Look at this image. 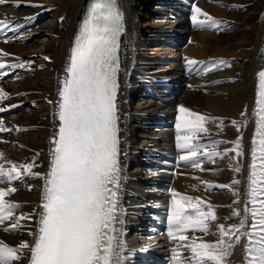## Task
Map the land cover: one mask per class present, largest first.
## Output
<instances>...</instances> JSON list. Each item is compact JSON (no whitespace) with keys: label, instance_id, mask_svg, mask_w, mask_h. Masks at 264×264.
<instances>
[{"label":"bare ground","instance_id":"bare-ground-1","mask_svg":"<svg viewBox=\"0 0 264 264\" xmlns=\"http://www.w3.org/2000/svg\"><path fill=\"white\" fill-rule=\"evenodd\" d=\"M90 1L6 0L5 4L0 5V20L13 25L17 33L7 42H0V63L6 65V73L14 71L10 79L0 83V89L8 94V99L0 100V107L12 110L11 116L6 114L7 110L0 112V120L10 129L0 132V153L4 154L0 163L13 161L20 165L35 160L38 166L32 169L33 173L44 172L40 178L26 176L22 181H14L16 191L6 197L9 202L22 205L16 215L33 214L32 219L22 221V227L15 232L3 230L11 221L0 225V241L12 247L19 246L22 241L31 244L34 236L29 232L38 230L40 210L37 204L43 194L44 177L49 171L50 150L54 147L51 140L49 144L46 141L58 131L59 91L67 76L66 68L75 45V35L79 32L77 27L82 26L89 12ZM117 7L124 19V33L120 36L118 50L120 138L129 135L132 146L127 154L129 162L124 164L129 182L119 194L120 202L127 205L128 210L121 217L125 222L124 227L119 223L116 226L121 229L126 246L131 249L124 254L125 264H138L141 250L156 246H168L166 251L173 259V249L178 248V242L171 240L168 232L146 241L141 231L143 216L154 207L170 206L173 191L199 197L214 206L220 218L216 224L230 227L240 223L241 217L232 215V210L239 209L242 213L244 202L248 199L247 177L256 128L254 109L257 85L253 81L264 65V0H197L195 4L185 0H117ZM194 7L220 21V27H198L194 31L187 29L185 24L188 21L187 25L193 23ZM246 7H250V13L248 10L244 12ZM49 8L53 9L52 15L50 12L53 20L44 25L42 22L35 25V22L49 15L39 13ZM198 19L203 20L204 17ZM21 28L24 30L21 31ZM41 34L47 38L46 42L43 48L35 50V37L39 39ZM181 41L186 42L184 47L180 45ZM4 53L9 55L5 57ZM45 56L49 59L45 60ZM132 59H135V66L126 83V68ZM189 59L200 63L196 65L194 76L185 78ZM221 60L228 61L230 66L211 68L212 62ZM17 63H23L24 67H10ZM166 85L173 88L171 94L164 91ZM55 89L56 96L49 103ZM152 92L157 101L149 97ZM127 105L131 110L128 121L122 116ZM180 106L210 118L205 125L208 132L198 133L197 140L192 143L198 141L211 145L214 141L224 142L201 152L223 154L234 148V142L242 137L244 155L236 157L235 152L229 151L227 155L215 156L212 160L201 156V166L205 171L181 161L179 157L185 153L177 147L176 139L184 134L183 129H177ZM20 107L23 110L19 111ZM160 117L169 123L168 129L155 128L154 120L158 122ZM232 121L240 126L239 131ZM51 124L55 125L54 130H50ZM161 150L169 151L179 160V164L174 165V170L168 174L158 172L153 167L155 155ZM237 164L242 169L240 173L233 170ZM149 175L154 178L151 179ZM162 178L165 179L162 182L168 183L169 190L161 187V184L158 187L153 184ZM234 179L241 183L231 185ZM132 184H136V187ZM216 185H231L239 195L234 196L231 190ZM7 187V183H0V188ZM235 200L240 203L234 204ZM188 235L213 243L220 238L215 226L211 227L208 235L201 232H189ZM245 241L246 238L241 237L231 249L232 254L225 258V264H243ZM189 256L190 253L183 252L180 258L187 259ZM22 264H28V260L25 258Z\"/></svg>","mask_w":264,"mask_h":264},{"label":"snow or ice","instance_id":"snow-or-ice-1","mask_svg":"<svg viewBox=\"0 0 264 264\" xmlns=\"http://www.w3.org/2000/svg\"><path fill=\"white\" fill-rule=\"evenodd\" d=\"M5 3L6 0H0V5ZM16 6L19 7V3ZM194 13L192 21L195 26L220 27V21L199 7H194ZM200 16L204 19H198ZM5 30L15 31L16 28L0 20V31ZM123 33V18L115 7V0H100L92 6L75 37L70 63L66 68L67 76L59 91V127L51 140L54 147L50 150L52 158L44 177L38 230L29 232L34 236L31 244L22 241L19 246L12 247L0 241V264H22L25 258L28 264H123L126 244L121 229L116 226L123 224L119 194L125 178L120 159L121 129L117 103L118 50ZM8 55L3 54L5 57ZM44 59L49 58L45 56ZM187 63L193 66L200 62L189 59ZM219 65L230 66V63L223 60L212 62L211 68ZM5 67L4 63H0V70ZM10 67L22 68L24 64H12ZM257 77L256 128L247 177L248 199L244 202L242 213L239 209L232 210V215L241 217L240 223L230 227L216 224L220 218L214 206L199 197L173 191L167 234L171 240L178 242V248L173 249L174 264H225V258L232 254L231 249L241 237L247 239L244 264H264V199H260V196H264L261 184L264 182V70L259 71ZM6 99L8 94L0 89V100ZM6 110L0 107V112ZM179 113L177 129H183L184 134L177 136V147L185 153L179 157L181 161L205 171L201 166V156L212 160L215 156L227 155L229 151L235 152L236 157L244 155L242 137L234 142V148L223 154L201 152L224 142L214 141L211 145L198 141L192 143L197 140L198 133L208 132L205 125L210 118L184 106L179 107ZM232 124L237 125V122L232 121ZM239 127L237 125L238 131ZM9 130L0 120V132ZM3 158L4 154L0 153V159ZM6 164L10 167H6ZM37 166L35 160L20 165L13 161L0 163V183L9 185L0 188V225L11 221L3 228L5 232L19 230L22 221L33 217V214L27 213L16 215L22 205L9 202L6 197L16 191L12 186L14 181H22L26 176L40 178V173L32 171ZM233 170L237 173L242 171L238 164ZM240 183L238 179L231 181V185ZM231 185L215 187L227 188L238 196L239 192ZM213 226L220 236L214 243L188 235L189 232L208 235ZM183 252L190 253V256L180 259Z\"/></svg>","mask_w":264,"mask_h":264},{"label":"rangeland","instance_id":"rangeland-1","mask_svg":"<svg viewBox=\"0 0 264 264\" xmlns=\"http://www.w3.org/2000/svg\"><path fill=\"white\" fill-rule=\"evenodd\" d=\"M250 7H246V8H244L243 10H244V12H246L247 10V12L248 13H250L251 12V9H249ZM53 13L51 12V15H52ZM244 14V13H243ZM242 14V15H243ZM50 14L47 16V17H45L44 18V20H42V21H38V22H35V25H39L40 24V22H42L43 23V25L44 24H46L47 22H51L52 20H53V17L51 16ZM244 16V15H243ZM242 16V17H243ZM49 20V21H48ZM29 21H31L30 19H29ZM240 22V21H239ZM186 27H187V24H186ZM188 28V27H187ZM59 29V28H58ZM21 31L22 30H24V28H21L20 29ZM42 37V38H41ZM45 39H47L46 37H44V35H39V39H38V37L36 38L35 37V40L37 41L36 42V48H34L35 50H40L41 48H43L44 47V42H46V40ZM33 40V42L35 41L34 39H32ZM32 40H31V42H32ZM237 63H243L242 61H238ZM21 72H19V74H20ZM20 111V110H19ZM9 116H11V114H9ZM213 163L215 162L214 160L212 161Z\"/></svg>","mask_w":264,"mask_h":264}]
</instances>
